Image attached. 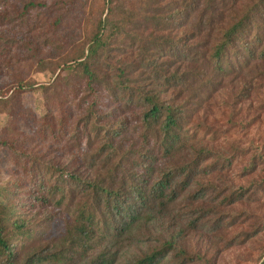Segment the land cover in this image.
<instances>
[{"label": "trees", "instance_id": "16d2710c", "mask_svg": "<svg viewBox=\"0 0 264 264\" xmlns=\"http://www.w3.org/2000/svg\"><path fill=\"white\" fill-rule=\"evenodd\" d=\"M82 39L51 83L0 91L44 109L0 139V264H211L189 235L264 218V144L240 143L264 118V0H0V67ZM233 167L260 183L222 186Z\"/></svg>", "mask_w": 264, "mask_h": 264}, {"label": "rangeland", "instance_id": "374dc122", "mask_svg": "<svg viewBox=\"0 0 264 264\" xmlns=\"http://www.w3.org/2000/svg\"><path fill=\"white\" fill-rule=\"evenodd\" d=\"M84 43L86 42L82 39V41L69 50L67 55H64L63 58L46 60L41 65L17 63L14 59V61H10L7 66H1L0 91L11 90V88L18 85L17 82H27L35 86L51 83L58 71L59 65L65 61L78 57ZM23 99L15 100L11 112H8L4 107H0V139H13L14 137L8 133L9 128H13L16 132L17 126L22 125L23 121H27V114L32 112L40 114L42 112L43 98L40 94L26 93ZM213 108L215 110L220 109L212 107L211 113L215 112ZM246 108H248V106ZM246 108L241 107L237 118L246 116ZM251 113L253 116L258 117V122H256L255 126L251 128V131L243 135L242 140H240V143H244L243 145L247 147L249 146V142L255 143V145L264 144V118L259 116L254 109H252ZM18 129L19 131H23L21 127H18ZM217 130L218 134H222L221 130ZM235 131L236 129L234 128L232 130V136H230V138L234 140L236 137H239V135L236 136ZM228 136L229 135H225V137L229 139ZM35 144L37 143H32V145ZM255 147L253 146L251 151H253ZM53 156L56 158V161L65 162L64 159L59 158L60 154H55ZM5 157L6 154L0 150V186H6L12 178L7 171L9 165H7L4 160ZM238 169V167H233V169L222 172L219 176L221 185L225 187L224 181L227 180L226 182H230L236 188L237 186H243L246 189L251 185V180H253L254 188L260 183L261 176L255 175L244 178L238 175ZM241 208L249 212H257L259 215L263 212L262 208H257L254 205H242ZM240 218L236 225L232 224L227 226L224 224L218 230L214 231V233L201 231V233L189 235V251L200 256L205 261H210L211 264H264V218L252 217L246 219L243 223Z\"/></svg>", "mask_w": 264, "mask_h": 264}]
</instances>
